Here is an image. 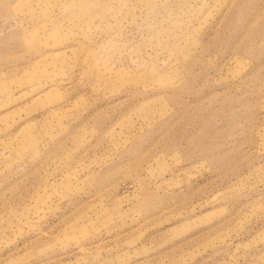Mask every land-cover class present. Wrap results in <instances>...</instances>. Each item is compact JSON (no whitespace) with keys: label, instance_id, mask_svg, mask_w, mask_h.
I'll list each match as a JSON object with an SVG mask.
<instances>
[{"label":"rangeland","instance_id":"rangeland-1","mask_svg":"<svg viewBox=\"0 0 264 264\" xmlns=\"http://www.w3.org/2000/svg\"><path fill=\"white\" fill-rule=\"evenodd\" d=\"M0 264H264V0H0Z\"/></svg>","mask_w":264,"mask_h":264}]
</instances>
